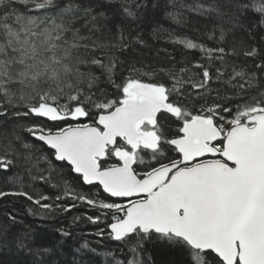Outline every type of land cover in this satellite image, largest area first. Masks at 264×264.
<instances>
[{"label": "trees", "instance_id": "1", "mask_svg": "<svg viewBox=\"0 0 264 264\" xmlns=\"http://www.w3.org/2000/svg\"><path fill=\"white\" fill-rule=\"evenodd\" d=\"M131 80L224 131L264 111V0H0V264H224L170 234L113 238L117 203L33 138L66 122L29 108L94 120Z\"/></svg>", "mask_w": 264, "mask_h": 264}, {"label": "water", "instance_id": "2", "mask_svg": "<svg viewBox=\"0 0 264 264\" xmlns=\"http://www.w3.org/2000/svg\"><path fill=\"white\" fill-rule=\"evenodd\" d=\"M125 96L109 112L99 113L95 125L70 126L60 132H36L32 136L64 162L85 185H97L113 202L129 203L112 213L109 231L121 238L134 230L170 234L193 249L211 252L224 264H264V111L233 125L224 136L220 152L207 141L221 134L211 117L194 115L183 122L181 137L170 144L181 164L205 155L219 156L213 162L179 170L164 183L177 165L163 167L139 180L132 170L134 155L124 149L113 156L119 166L100 169L106 151L117 139L128 145L155 135L141 129L162 114L177 115L166 91L158 84L131 80ZM32 115L48 122H77L85 116L82 107L62 114L40 102L29 108Z\"/></svg>", "mask_w": 264, "mask_h": 264}, {"label": "flooded vegetation", "instance_id": "3", "mask_svg": "<svg viewBox=\"0 0 264 264\" xmlns=\"http://www.w3.org/2000/svg\"><path fill=\"white\" fill-rule=\"evenodd\" d=\"M162 88L164 89V87H162ZM174 107L178 111L177 115L171 116L169 114H166V115H169V117L173 121L172 124H174L173 125L174 126V132L171 135L167 136V134L164 131V129H162V125H163L162 123H164V122H161V114H160L156 118L155 122H153V123H144L142 125V127H141V129L143 131L151 132V133H153L155 135V140L154 141H149L150 143H153V144L155 143L156 144L154 147H150V146L149 147H144V146H142V148L140 147L136 151V150H133L131 146L136 145L138 142L136 144H133V145H128L123 139H117L116 143H115V146L114 147H109L107 149L106 158L103 161L100 162V169H105V168H109V167H114V166H119L120 165V162L118 160H116L114 158V156H113L115 150H117V149L127 150V151L131 152L134 155V159L135 160H134V163L132 164V170H133V173L135 174V176L139 180L145 178L146 176H148L152 172L156 171L157 169H160V168H163V167H171V166L177 165L173 170H171L168 173L167 179L164 182V183H167L169 181V179L172 177V175L175 174L176 172H178L179 170L188 169V168H192V167H195V166H200V165L207 164V163L225 162L219 156L211 157L209 155H205L204 157H202L200 159L193 160L191 163L181 164L180 165L181 157L178 154L176 148L173 147L170 144V141L182 136L181 133H180V130H181L182 126H183V122L188 120V119H190V117L189 118L183 117V115L181 114L180 110L176 106H174ZM84 113H85V116H86V112L85 111H84ZM162 114H165V113H162ZM85 116H84V118L82 120H78L77 122H74V123L70 122V121L66 122V125H64L60 129H62V128L66 127V126L69 127V126L95 125V119L86 121L85 120ZM213 120H214V124L216 125V127L220 131L221 138L220 139H213L211 142L207 141V145L209 146L210 150L212 149L214 152L218 153V152H220L223 149L225 131L222 130L221 126H219L217 124L215 119H213ZM141 141L142 140H140L139 142H141ZM168 146L171 148V151H172L171 155L168 158H166V159L163 158V159H160V160H155V158H158L159 156H162L165 153V149H167ZM137 200H142V199H132V200L124 202V203H118L117 205L118 206H127L129 203L137 201ZM196 250H198V249H196Z\"/></svg>", "mask_w": 264, "mask_h": 264}, {"label": "rangeland", "instance_id": "4", "mask_svg": "<svg viewBox=\"0 0 264 264\" xmlns=\"http://www.w3.org/2000/svg\"><path fill=\"white\" fill-rule=\"evenodd\" d=\"M38 3V2H37ZM43 3H45V1H43ZM39 4H40V2H39ZM18 43L17 44H22V42L20 43V40H18L17 41ZM15 47H19V49L21 48L22 49V47H21V45H16ZM22 62V61H21ZM125 86H126V84H125ZM124 86V87H125ZM254 112H245V113H243V114H241L242 116H244V120L243 121H245V119L248 117V116H250L251 114H253ZM243 121H238V120H235V121H233L232 123L233 124H230V126H229V128H231L233 125H236V124H238V123H241V122H243ZM228 128V129H229ZM227 129V130H228ZM226 130V131H227ZM156 144L154 143H150L149 141H147V140H142L141 142H138L136 145H134V146H131L132 147V149L133 150H138L140 147L142 148V146H144V147H154ZM113 207H115V208H117L116 209V211H118L119 210V208L120 207H123V206H118V205H114Z\"/></svg>", "mask_w": 264, "mask_h": 264}, {"label": "bare ground", "instance_id": "5", "mask_svg": "<svg viewBox=\"0 0 264 264\" xmlns=\"http://www.w3.org/2000/svg\"><path fill=\"white\" fill-rule=\"evenodd\" d=\"M124 88H125V87H124ZM124 88H123V93H124ZM124 96H125V94H124ZM124 96H123V97H124ZM123 97H122V98H123ZM122 98H121V99H122ZM121 99H120V100H121ZM76 107H80V106H75V107H73L72 109H74V108H76ZM72 111H73V110H72ZM72 111H71V112H72ZM106 112H108V111H105V112H102V113H106ZM94 119H96V117H94Z\"/></svg>", "mask_w": 264, "mask_h": 264}]
</instances>
